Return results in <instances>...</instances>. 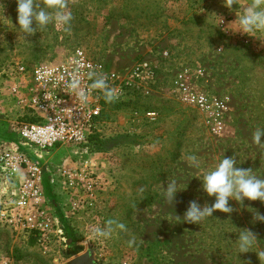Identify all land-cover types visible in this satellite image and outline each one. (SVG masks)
Segmentation results:
<instances>
[{
  "label": "rangeland",
  "instance_id": "obj_1",
  "mask_svg": "<svg viewBox=\"0 0 264 264\" xmlns=\"http://www.w3.org/2000/svg\"><path fill=\"white\" fill-rule=\"evenodd\" d=\"M65 2L73 16L70 31L50 24L25 37L16 0H0V72L15 63L59 64L81 48L122 76L146 59L156 79L150 96L106 107L96 133L107 141L102 149L68 145L47 157L54 156L47 167L56 168L54 177L44 169V197L66 242L44 252L32 237L0 229V264H67L89 250L98 264H264V223L254 220L255 211L264 213L259 200L230 201L233 213L217 210L199 225L183 220L193 199L201 205L214 202L199 178L224 156L264 177V143L253 141L256 129L264 128V33L250 36L235 23L252 0H235L231 9L225 0ZM183 69L198 89L230 99L224 134L212 135L200 114L173 94L172 78ZM2 108L0 99V152H23L18 130L6 124ZM150 112L157 114L155 121L148 118ZM85 161L102 177L96 198L86 202L70 197L58 175ZM168 180L179 189L172 204L162 194ZM76 202L84 203L73 210ZM109 219L126 229L97 238L94 229ZM245 228L259 242L253 251L239 253L235 242Z\"/></svg>",
  "mask_w": 264,
  "mask_h": 264
},
{
  "label": "built area",
  "instance_id": "obj_2",
  "mask_svg": "<svg viewBox=\"0 0 264 264\" xmlns=\"http://www.w3.org/2000/svg\"><path fill=\"white\" fill-rule=\"evenodd\" d=\"M222 29H226L224 21ZM168 57V52L163 53ZM104 75L118 93L115 102L151 95L156 74L152 63L140 60L125 76L94 60L81 48L62 63L48 66L10 64L0 72V99L7 119L15 126L22 139L41 154L58 148L83 146L102 126L106 114L102 92L90 89L89 73ZM77 75L81 86L88 91V100L81 103L70 91L69 84ZM171 89L178 101L196 110L205 128L212 135L226 131L230 115V99L210 95L198 89L188 69L177 72ZM8 108V109H7ZM8 110V111H7ZM152 121L154 112L148 113ZM62 183L72 198L92 201L100 190L101 175L91 163L64 167L59 172ZM43 166L16 149L0 152V229H9L17 235L32 237L36 246L48 252L54 244H63L67 238L53 215L47 210L44 197ZM84 202L72 204L78 210Z\"/></svg>",
  "mask_w": 264,
  "mask_h": 264
},
{
  "label": "clouds",
  "instance_id": "obj_3",
  "mask_svg": "<svg viewBox=\"0 0 264 264\" xmlns=\"http://www.w3.org/2000/svg\"><path fill=\"white\" fill-rule=\"evenodd\" d=\"M235 0H225V6L229 9ZM17 4V22L19 28L25 34V37L37 32V27L45 28L48 25H54L62 28L65 32L71 30L73 16L67 11L65 0H48L46 4L38 0H16ZM238 31L245 34L264 33V2L262 0H252L241 10L235 20ZM35 24V27H33ZM253 36V35H250ZM92 79L90 89L102 92L106 103H113L118 99L116 89L108 83L104 75L89 73ZM70 91L77 97L81 103L88 100V91L81 86V80L77 75H73L70 84ZM264 128H257L253 134V141L260 144L264 143ZM193 164L196 165L197 157H190ZM236 158L224 156L216 166L206 171L201 180V188L208 197H214V202L210 205L204 203L201 205L193 199L189 202L184 212L183 220L189 224H198L206 218L213 217L217 210L231 214L235 211L230 201H236L243 204L245 200L264 203V177L258 176L251 168H241L237 166ZM143 191V190H141ZM179 191L177 183L168 180L167 187H163V196L168 204H172L176 194ZM252 210V209H251ZM254 211V210H252ZM254 220L264 223V213L255 211ZM125 230L126 225L116 220L109 219L102 227L94 229V235L97 238H109L115 229ZM258 239L250 229L239 230L236 245L239 253L253 251L258 245Z\"/></svg>",
  "mask_w": 264,
  "mask_h": 264
},
{
  "label": "crops",
  "instance_id": "obj_4",
  "mask_svg": "<svg viewBox=\"0 0 264 264\" xmlns=\"http://www.w3.org/2000/svg\"><path fill=\"white\" fill-rule=\"evenodd\" d=\"M3 118H6L7 119V115H5L4 116V113H5V106H4V104H3ZM5 109V110H4ZM8 109V108H7ZM8 111V110H7ZM11 123V121L9 120V119H7V122H6V124H9V125H11L10 124ZM22 146L24 147V153H26L29 157H30V159L31 160H33V161H35V162H38L39 163V161L41 162V164H42V166H43V168L44 169H46L47 170V175L48 176H53V175H55V173H54V168H56V167H52L51 168V170L49 169V167H47V166H49V164H50V162H52V159L54 158V156H52L51 155V157H50V159L49 158H47L50 154H52L53 152H58V151H61V150H64V149H66L65 147H63V148H58V149H56V150H52V151H50V152H45V153H43V154H41L42 156H40L39 157V153L36 151V149L35 148H33V147H31V146H29V145H27V144H22ZM52 165H54L53 163H52ZM49 169V170H48ZM53 169V170H52ZM46 170H45V173H46ZM54 177V176H53ZM53 189V188H52Z\"/></svg>",
  "mask_w": 264,
  "mask_h": 264
},
{
  "label": "water",
  "instance_id": "obj_5",
  "mask_svg": "<svg viewBox=\"0 0 264 264\" xmlns=\"http://www.w3.org/2000/svg\"><path fill=\"white\" fill-rule=\"evenodd\" d=\"M67 264H98L92 251H86L73 257Z\"/></svg>",
  "mask_w": 264,
  "mask_h": 264
},
{
  "label": "trees",
  "instance_id": "obj_6",
  "mask_svg": "<svg viewBox=\"0 0 264 264\" xmlns=\"http://www.w3.org/2000/svg\"><path fill=\"white\" fill-rule=\"evenodd\" d=\"M118 103H121V102H113L110 104L105 102L104 104L107 107L109 105L118 104ZM105 144H107V141H103L100 138L99 134H94L90 137L88 144L83 145V147L92 148V149L97 150V149H102ZM31 242L35 243L33 238H31Z\"/></svg>",
  "mask_w": 264,
  "mask_h": 264
}]
</instances>
